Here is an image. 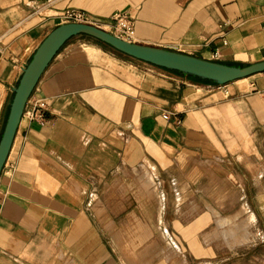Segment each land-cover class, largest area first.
Wrapping results in <instances>:
<instances>
[{
    "label": "crops",
    "instance_id": "crops-1",
    "mask_svg": "<svg viewBox=\"0 0 264 264\" xmlns=\"http://www.w3.org/2000/svg\"><path fill=\"white\" fill-rule=\"evenodd\" d=\"M69 8L105 29L114 12L126 11L135 42L229 64L264 59V0H0V138L23 67L47 33L68 22ZM88 36L64 42L26 101L0 172V264L137 262L130 256L145 249L109 247L94 206L106 203L116 176L127 181L124 172L140 165L142 185L151 174L162 191V208L179 205L169 193H198L188 201L201 209L189 216V246L172 249L178 264H223L202 241L214 224L208 207L226 215L244 208L238 224L248 212L249 244L240 249L264 241V71L218 84ZM31 99L41 115L32 116Z\"/></svg>",
    "mask_w": 264,
    "mask_h": 264
},
{
    "label": "rangeland",
    "instance_id": "rangeland-1",
    "mask_svg": "<svg viewBox=\"0 0 264 264\" xmlns=\"http://www.w3.org/2000/svg\"><path fill=\"white\" fill-rule=\"evenodd\" d=\"M88 38L86 39L87 41L93 39L91 36H88ZM104 47H106L105 44ZM142 168L143 165L132 167L124 172L127 173V176H125L127 181H124L122 176H116L114 181L106 187L107 190L104 192L106 203L104 200L102 202L97 199L94 206L96 214L100 215V219L106 222H102L97 226L105 243L109 247L114 248L117 253L134 248L145 249L140 252V255H131V259H137V262L131 261L130 264H150L154 260H160L164 264H178L179 257L174 255L176 251L172 249L188 248L189 246L187 228L189 216L191 214L194 215L195 211H200L201 209L199 207L196 209L195 206L189 207L188 201L195 200V194L198 193H169L171 196L169 199L170 203L171 201H177L179 205L176 208H162L163 193L159 190L158 185L157 193L154 191L152 187L154 183L151 181L150 175H148L149 186L145 187L142 185L139 178ZM204 168L213 175V178H217L218 183L222 184L221 179L210 165H204ZM126 190H128L127 193ZM199 193L200 196L197 199L203 200L205 192ZM221 194L223 193L220 188L216 192V197L214 196L213 198H221ZM127 200L131 201L133 206L125 209L124 202ZM192 203L193 205L196 204L195 201ZM105 204L111 205V207H105ZM182 204H186V207H181ZM208 208L212 211L214 224L208 232L202 234V241L219 250V255L214 257V259L222 260L223 264H237L238 260L243 257L241 260L246 263L264 264V241H261L254 249H240L237 247L238 243H240V246L249 244L247 241L250 225L248 212L245 213L244 218H240V223L238 224L236 216L239 215L240 217V212H245L244 208H240L239 211L234 209V212L230 215L223 214V211L218 207ZM110 212L112 213V219ZM126 214L127 217H125ZM219 215L228 217L229 221L224 223H220L219 220L216 221L215 219ZM231 216L233 219L230 218ZM173 218H175L174 225L172 222ZM230 220H233L230 223L231 225L229 224ZM233 223L234 227L232 226ZM227 227H229V230L227 229L226 231ZM237 229H240L238 241ZM180 232L185 239L180 238ZM129 253L134 254V251H129ZM242 253L245 254L243 255ZM253 253L257 254V256L260 254V256L254 258ZM217 263H221V261H217Z\"/></svg>",
    "mask_w": 264,
    "mask_h": 264
},
{
    "label": "water",
    "instance_id": "water-1",
    "mask_svg": "<svg viewBox=\"0 0 264 264\" xmlns=\"http://www.w3.org/2000/svg\"><path fill=\"white\" fill-rule=\"evenodd\" d=\"M78 33L93 36L118 51L151 64L208 79L218 84L264 71V59L242 65L229 64L174 49L127 40L88 22L60 23L48 32L37 45L30 60L23 67L18 83L13 89L14 94L0 138V172L30 93L57 50L68 38Z\"/></svg>",
    "mask_w": 264,
    "mask_h": 264
},
{
    "label": "built area",
    "instance_id": "built-area-1",
    "mask_svg": "<svg viewBox=\"0 0 264 264\" xmlns=\"http://www.w3.org/2000/svg\"><path fill=\"white\" fill-rule=\"evenodd\" d=\"M64 18L67 21L87 22L86 15L82 10L69 8L64 11ZM110 27L107 28L113 34L127 40H132L134 34V19L126 11H116L110 17ZM35 109L33 115H41L38 99H31L29 102ZM164 116H167L164 114Z\"/></svg>",
    "mask_w": 264,
    "mask_h": 264
},
{
    "label": "bare ground",
    "instance_id": "bare-ground-1",
    "mask_svg": "<svg viewBox=\"0 0 264 264\" xmlns=\"http://www.w3.org/2000/svg\"><path fill=\"white\" fill-rule=\"evenodd\" d=\"M149 175H150V176H149L150 179L153 180L151 174H149ZM230 218L233 219L232 216H231ZM215 220H216V221L219 220L220 223H224V222H228V221H229V218H228V217H223V216H220V215H219ZM231 221H233V220H230L229 224L231 223ZM236 224H237V223H236ZM230 225H231V224H230ZM232 226L234 227V223L232 224ZM236 227H237V225H236ZM227 229L229 230V227L226 228V231H227ZM165 237H166V236H165Z\"/></svg>",
    "mask_w": 264,
    "mask_h": 264
},
{
    "label": "trees",
    "instance_id": "trees-1",
    "mask_svg": "<svg viewBox=\"0 0 264 264\" xmlns=\"http://www.w3.org/2000/svg\"><path fill=\"white\" fill-rule=\"evenodd\" d=\"M190 76H192V75H190ZM193 77H196V76H193ZM197 79H202V78H199V77H196Z\"/></svg>",
    "mask_w": 264,
    "mask_h": 264
}]
</instances>
